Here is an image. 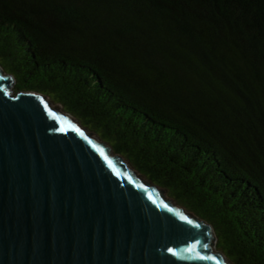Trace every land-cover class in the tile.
Instances as JSON below:
<instances>
[{"label":"trees","instance_id":"trees-1","mask_svg":"<svg viewBox=\"0 0 264 264\" xmlns=\"http://www.w3.org/2000/svg\"><path fill=\"white\" fill-rule=\"evenodd\" d=\"M0 66L264 264V0H0Z\"/></svg>","mask_w":264,"mask_h":264},{"label":"water","instance_id":"water-1","mask_svg":"<svg viewBox=\"0 0 264 264\" xmlns=\"http://www.w3.org/2000/svg\"><path fill=\"white\" fill-rule=\"evenodd\" d=\"M14 85L0 66V264H232L211 224Z\"/></svg>","mask_w":264,"mask_h":264},{"label":"bare ground","instance_id":"bare-ground-1","mask_svg":"<svg viewBox=\"0 0 264 264\" xmlns=\"http://www.w3.org/2000/svg\"><path fill=\"white\" fill-rule=\"evenodd\" d=\"M49 102H50V101H49ZM50 103H51V102H50ZM51 104H52V103H51ZM123 161H124V162H125V164H126L128 167H129V169H131V170H132V168H131V167H130V165L127 163V161H125L124 159H123ZM212 239H213V241H214V238H213V237H212ZM215 246H216V245H215V241H214V242H213V251H214V252H216V251H215V249H214V248H215Z\"/></svg>","mask_w":264,"mask_h":264},{"label":"snow or ice","instance_id":"snow-or-ice-1","mask_svg":"<svg viewBox=\"0 0 264 264\" xmlns=\"http://www.w3.org/2000/svg\"><path fill=\"white\" fill-rule=\"evenodd\" d=\"M169 251H172L171 249H169ZM207 258H209V257H201V259H207Z\"/></svg>","mask_w":264,"mask_h":264},{"label":"rangeland","instance_id":"rangeland-1","mask_svg":"<svg viewBox=\"0 0 264 264\" xmlns=\"http://www.w3.org/2000/svg\"><path fill=\"white\" fill-rule=\"evenodd\" d=\"M87 131H88V130H87ZM89 132H90V131H89ZM214 249H215V251L217 250V249H216V246H215V248H214Z\"/></svg>","mask_w":264,"mask_h":264}]
</instances>
